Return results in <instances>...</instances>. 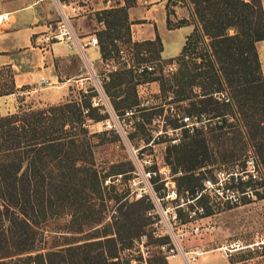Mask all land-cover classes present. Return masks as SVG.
I'll list each match as a JSON object with an SVG mask.
<instances>
[{
    "label": "trees",
    "instance_id": "1",
    "mask_svg": "<svg viewBox=\"0 0 264 264\" xmlns=\"http://www.w3.org/2000/svg\"><path fill=\"white\" fill-rule=\"evenodd\" d=\"M181 1L190 6V16L180 17L175 26L191 23L193 27L185 34L180 51L168 59L176 64L174 68L161 66L159 73L153 75L154 66L139 70V62L124 65L110 69L102 85L118 116L149 107L162 111L167 104L166 109L179 122L172 127L183 128L179 141L168 146L182 149L180 154L186 153L185 159L175 158L173 172H180L182 177L193 176L195 172H204L212 158V164L226 163L217 171L230 172L220 185L222 192L235 191L241 181L237 172L246 169V163L243 160L239 169L240 163H235L237 158L233 154L218 157L217 153L221 155L220 146H225L231 125H236L244 135L264 136V78L256 48V42L264 39L262 3L175 0L174 4ZM135 3L136 0H125L126 6L97 11L105 24L98 31L103 60L110 57L103 33L110 36L109 43L116 47L114 40L121 37L118 29L123 26V42L134 47L137 54L155 49L156 57H160L163 47L158 34L143 40L131 38L126 7ZM166 22L170 26L168 15ZM140 77L142 81L158 80L160 103L140 105L136 88ZM12 91L14 82L10 79V87L0 94ZM98 110L99 106H92L91 101L83 104L70 99L0 114V264H120V260L113 258L116 254L109 255L100 249L103 240H114L116 231L92 233L74 240H51L56 237L54 229H50L51 221L67 214L71 219H82L75 232H82L83 224L92 223L91 228H97L96 206L104 198L106 175L111 174H102L98 168L92 149L95 133H89L87 128V118L106 117ZM184 116L191 124L183 120ZM208 133L212 136L208 137ZM151 134L154 132L145 135ZM130 135L131 140L134 134ZM260 143L254 144V158L264 177V147ZM257 146L261 149L257 150ZM116 172L122 170L112 173ZM190 190L196 193L194 188ZM108 198L118 199L111 195ZM56 232L57 237H62L68 230Z\"/></svg>",
    "mask_w": 264,
    "mask_h": 264
},
{
    "label": "rangeland",
    "instance_id": "2",
    "mask_svg": "<svg viewBox=\"0 0 264 264\" xmlns=\"http://www.w3.org/2000/svg\"><path fill=\"white\" fill-rule=\"evenodd\" d=\"M174 2L175 0H136L131 9V38L143 40L155 37L156 33L161 39L163 36L164 48L159 54L160 57H156L155 49H144L142 55L137 54L134 47L123 42L126 38V26L118 29L121 37L114 40L116 47L109 43L110 36L103 33L110 57L94 66L78 56H72L69 61L65 60L66 55L62 53L42 57L38 49L24 47L17 55L20 66L0 65V92L10 87V79L14 82V91L0 94V114L15 111L20 107H41L74 99L83 104L91 101L92 106H99L98 113L106 115L99 120L86 119L89 133H95L96 143L92 146L95 162L102 174L111 173L106 175L103 182L104 198L99 200L100 203L96 206V217L99 219L95 226L97 228H91L92 223L83 224L82 232H75L82 219H71L67 214L51 221L50 229H54L53 233H56V237L51 240H74L90 236L92 233L116 231L113 234L114 240H103L100 249L109 255H117L119 248L130 246L134 237L146 231L153 245L151 264H169L156 247L159 238L151 232L150 223L154 218H159V214L154 213L151 216L147 212L156 211L162 204L167 206L169 211L174 209L177 212L179 221L169 227L174 231L181 229L186 232L182 240L185 249L202 251L193 264H264V177L261 166L257 167L254 158V144L261 142L260 145L264 147V136L255 138L239 132L236 125L228 127V140L225 146H220L221 155L217 153V156L233 154V157L237 158L235 163H240L239 169L243 166V160L246 169L237 172L241 175L238 190L226 189L222 192L220 185L229 177L230 172L222 169L217 171V168L226 166V163L217 161L212 164L214 160L210 158L204 172H195V175L188 177L179 176L180 172H173V167L177 165L175 158L185 159L186 153L180 154L182 149L168 146L179 141L183 128L172 127L174 123L179 122L174 120L176 116L166 109L167 104L163 106L162 111L149 107L137 109L134 114L125 112L123 116H118L104 91L102 80L107 79L105 76L108 69L139 62L153 65L156 69L153 75H156L159 73V67L168 69L170 65H176L168 62V59L178 52L189 27L176 28L175 24L180 17L190 16L191 8L184 1L175 4ZM161 5H166V14L162 12ZM165 15H168L171 21L170 26L165 21L166 27L176 29L167 30L161 25L158 27ZM95 16L99 17L97 12ZM52 39L55 38L46 41ZM261 47L264 52V44ZM48 65L49 67L41 72V76L30 72ZM18 70L24 71V82L21 85H16L14 79ZM81 71L84 76L90 74L91 78L83 80L85 82H75L73 79L79 78L77 76L72 77L70 81L66 80L69 73ZM117 88H112V92ZM136 88L140 105L150 106L162 101L158 80H141ZM204 121L208 127L211 126ZM151 132L154 134L145 135ZM130 134H134L131 140ZM207 136L212 135L208 133ZM256 148L261 149L258 146ZM118 170L122 172L112 173ZM251 173H255L256 177ZM208 178L211 182L205 181ZM215 178L217 181H214ZM191 188H194L196 193H191ZM109 195L118 199H109ZM63 226L65 228H61ZM195 226L198 227L196 231ZM61 229L68 230V233L57 237L59 232L56 231ZM166 237L164 236L163 240H166ZM231 243H239V246L230 247ZM122 261L127 264L125 259Z\"/></svg>",
    "mask_w": 264,
    "mask_h": 264
},
{
    "label": "crops",
    "instance_id": "3",
    "mask_svg": "<svg viewBox=\"0 0 264 264\" xmlns=\"http://www.w3.org/2000/svg\"><path fill=\"white\" fill-rule=\"evenodd\" d=\"M260 1L264 12V0ZM123 5H125V0H0V13H7V19L0 21V65L10 64L11 66L18 67L19 61L17 55L24 47L25 49H38L42 53V57L47 54L57 56V54L62 53L64 56L66 55L65 60L68 61L71 60L72 56H78L79 59L87 60L93 66L99 61L103 62L105 60L101 56L99 41L98 45L88 42L91 36H96L99 39L98 31L105 28L104 21L96 17L95 13L104 8L120 7ZM161 6L162 12L165 13V5ZM132 8L133 6L130 5L126 7L129 32ZM164 17L158 23L159 28L161 25L167 30H173L181 26H188L189 32L193 27V24L190 23L176 28H167L165 22L166 15ZM61 21L66 22L73 32L74 42L72 45H67L66 40L52 39L46 41L45 39V36L54 31ZM183 40L178 52L181 49ZM161 42L164 48L163 36ZM263 44L264 39L256 42L264 78V52L261 49V45ZM47 67L49 65L41 69L36 68V70L34 69L30 72L41 76V72ZM83 73L82 71L69 73L66 80L70 81L72 77L76 78V76L79 78L73 79L75 82L91 78L90 74L89 76L86 74L84 76ZM23 77L24 71L18 70L15 73L14 79L16 85H21L24 82Z\"/></svg>",
    "mask_w": 264,
    "mask_h": 264
},
{
    "label": "built area",
    "instance_id": "4",
    "mask_svg": "<svg viewBox=\"0 0 264 264\" xmlns=\"http://www.w3.org/2000/svg\"><path fill=\"white\" fill-rule=\"evenodd\" d=\"M5 19H7V13H0V21ZM51 38L66 40L67 45H72L74 42L73 32L69 28V25L64 21H61L54 31L45 36V39ZM88 42L93 45H98V39L96 36H91ZM112 66L114 65L112 64ZM144 67L152 69L153 65L140 64L139 70L144 69ZM168 68H174V65H170ZM225 100H227V98H225ZM129 112L130 111H126V113ZM183 120L188 122V124H191L190 119H188L187 116H184ZM147 173L149 174V171ZM205 181L211 182L209 178ZM157 199L160 200L159 197H157ZM147 212L148 215L151 216L154 213L159 214V218H154L150 223L152 227L151 232L155 237L159 238L156 247L161 252L163 257L168 260L169 264H193L197 256L201 254L202 251L185 249L182 244V240L185 237L186 232L181 229L174 231L169 227L172 223L176 224L179 221L177 212L174 209L169 211V208L167 206L164 207L162 204H160L156 211L148 210ZM197 229L198 227L195 226L194 231ZM164 236H167L166 240H163ZM234 246H239V243L230 244V247ZM152 247L153 245L149 239L148 233L146 231H142L132 239L130 246L119 248L118 254L113 258L115 260H120L122 264H124L122 261L124 259L127 264H151Z\"/></svg>",
    "mask_w": 264,
    "mask_h": 264
}]
</instances>
